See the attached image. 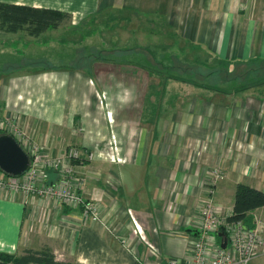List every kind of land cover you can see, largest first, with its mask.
<instances>
[{
    "label": "crops",
    "instance_id": "0c3cea01",
    "mask_svg": "<svg viewBox=\"0 0 264 264\" xmlns=\"http://www.w3.org/2000/svg\"><path fill=\"white\" fill-rule=\"evenodd\" d=\"M0 3L63 11L69 14L73 29L66 33L61 24L40 36H32L27 28L17 32L0 29V55L10 54L11 44L18 40L28 44L23 59L29 50L39 53L40 42L55 44L51 38L62 39L56 44L80 43L81 34L74 31L79 22L91 15L123 12L162 21L175 43L181 41L188 47L189 59L200 60L204 53L203 58L208 56L210 66L216 69L227 63L264 60V0ZM54 52L48 49L45 54ZM68 54L71 58L76 55L74 49ZM3 59L0 126L13 122L52 155L63 153L70 145L94 151L93 161L77 163L75 168L86 180L80 192L98 205L101 220L86 219L80 207L0 190V251L23 253L48 248L57 260L72 264H163L170 258L185 261L197 233L201 200L212 199L220 214L228 217L233 214L238 184L264 191V85L210 92L193 84L186 88L183 83L168 84L167 92L174 94L163 99L160 78L147 95L148 85L141 93L123 83L125 80L116 82L109 74L101 79L97 72L93 79L90 71L71 64L51 67L36 65L30 59L23 64L11 62L10 56ZM138 63L126 65L146 70ZM107 81H111L110 92L103 84ZM191 96L193 99L188 100ZM14 136L19 140L16 133ZM151 155L155 165L158 161L152 183L147 182L149 169L144 164ZM140 162L144 172L140 170L136 180H123V172L128 171L123 165L134 167ZM216 168L221 175L211 185ZM56 175L51 173L49 179L55 180ZM149 186L146 194L144 189ZM146 199L148 204L142 208ZM250 215L254 226L257 221L262 223L264 235V206ZM263 260L264 253L249 264H264Z\"/></svg>",
    "mask_w": 264,
    "mask_h": 264
},
{
    "label": "rangeland",
    "instance_id": "374dc122",
    "mask_svg": "<svg viewBox=\"0 0 264 264\" xmlns=\"http://www.w3.org/2000/svg\"><path fill=\"white\" fill-rule=\"evenodd\" d=\"M126 17V19H125ZM63 28L62 30L66 33L73 30L70 24V21L66 18L62 22ZM79 28V29H78ZM130 30V31H129ZM74 31H78L80 43L75 42H65L66 45L62 44H56L58 42H63L62 39L58 40L57 38H51L55 44L51 45H45L37 44V49L39 53L36 52L35 49L29 50L26 58L30 59V61L36 65H49L51 67L63 64L64 66H76L78 69H85L86 71H90L92 73L93 79L96 77V72L100 73V78L102 79L107 74H109V78H113L116 82H122V80H125L123 83L130 84L133 87H135L137 90H139L141 93L142 91H145L146 86L147 87V95L150 94V86L153 88L155 84H158L159 78L158 75L155 73H152V76L149 75L148 70H143L142 68H136V66L126 65L128 62H139L142 64H148V67H151L154 69V71H158L161 69V65L157 63L156 61H164L166 64L177 65L180 67H186L187 70L186 76H189L193 79V82L197 81L200 83H204L206 87H202L204 89L211 91H219V92H233V90L237 89L238 85H244L248 83H256L257 81H262L264 79V60L258 61L254 63H244L239 66L236 73L227 75L226 71H216V68L213 66H210L212 63L207 56L206 60L203 58L204 53L200 54V60L196 59H189L187 55L186 57L180 56V58L177 60L176 54H179L182 51L183 53H186V48H188L185 44H181L179 41L178 43H175L174 37L170 35L171 30L168 29L167 25H165L162 21L156 20L150 17H143L140 15V17H133L128 16L127 13L123 12H114L112 15H105L102 14L98 17L96 15H91L87 17V20L84 22H79L77 24V29H74ZM128 31L130 33H128ZM78 35V36H79ZM135 37V39L129 38V36ZM128 40V42H127ZM36 45V44H35ZM28 44H25L23 40H18L17 42H13L11 44V50L10 54L5 53L3 55H0V62L3 61V58H11V62H15L18 64L27 63L29 60L23 59L24 58V49L27 48ZM149 47V49H155L157 50L158 54V60H152V57L149 56L147 58L148 61L145 60L144 55V48ZM50 50L51 52H54L55 50L58 51L59 54H52L47 56L45 54L46 50ZM62 49H65V54H62ZM70 49L75 50V57L71 58L68 54V51ZM148 49V48H147ZM159 51V52H158ZM198 52V51H195ZM192 58V56H191ZM202 58V59H201ZM201 60H205L204 66L201 64ZM200 61L199 63H197ZM124 64V65H123ZM97 65V67H96ZM123 65V66H122ZM207 65V67H206ZM94 67V68H93ZM252 67L254 70L248 71V69ZM93 68V70H91ZM97 68L99 70H97ZM120 68L123 69L125 72L123 73L120 71ZM177 67H173L169 70H163V75L165 77H161V85L164 88L165 83L164 79H166L167 84H182L186 88L188 86L187 82H175L171 78H168L167 76L171 74H180L185 72V70L180 71V69ZM100 69H102L100 71ZM108 70V71H107ZM196 73H194L193 71ZM99 71V72H98ZM103 71V72H102ZM122 73L121 75L117 73ZM248 72V73H247ZM89 74V73H88ZM125 74V75H124ZM209 74V75H208ZM237 75H242L239 78L236 77ZM116 76H119L116 77ZM185 76V77H186ZM108 78V79H109ZM234 78L233 80H231ZM163 79V81H162ZM103 84L108 85V88H106L109 92L112 88L111 81H107ZM128 86V85H127ZM196 86V85H195ZM162 88V90H163ZM75 91L78 89V86L75 85L74 87ZM157 89V88H156ZM174 93H167L165 96H161L163 99L168 98L166 96H170ZM155 97V94H152L151 96ZM163 95V94H162ZM204 95V93L202 94ZM211 95V93H209ZM218 95V93L216 94ZM215 95V98H218V96ZM129 95H127L128 97ZM102 98V94L100 95ZM106 97V96H105ZM104 98V96H103ZM188 100H192L193 97ZM223 96L221 95V99ZM180 99V98H179ZM184 99V98H183ZM199 99V98H198ZM220 99V97L218 98ZM104 102L106 99H103ZM138 107L140 105H137ZM121 114V113H120ZM123 116V115H122ZM153 123H151V126ZM2 127V126H0ZM147 128H150L149 126H146ZM4 129H6L9 133L11 132L6 126H3ZM11 134V133H10ZM14 135V133H12ZM144 143V142H143ZM141 145V151L144 148V144ZM197 145H201V143H197ZM196 145V147H197ZM71 147H78V149H83L87 151H92L86 147H79L76 145H70L66 149L69 150ZM94 152V151H93ZM64 153V152H63ZM63 153L57 154L62 155ZM45 154V153H44ZM30 155V154H29ZM52 155V154H51ZM32 157V158H31ZM154 155H151L147 158V163H144L147 165V170L149 169V173H147V182L150 180L152 183V178L154 176V173L157 167L154 164ZM33 159V160H32ZM95 159V152H94V158ZM150 159V160H149ZM159 159V158H158ZM157 159V160H158ZM30 160L34 161V156H30ZM93 160H80L78 158H74L71 160V164L76 165L77 163L80 164H86ZM123 169L128 170L126 172H123L125 174V181L130 182L133 180H136L140 176V170L144 172V165L142 162L137 163L134 167L132 165L125 164L123 165ZM154 166V168H153ZM40 168V166H39ZM217 169V168H216ZM49 176L51 173L57 174L55 180H48V181H58L60 179L59 171L51 168L45 171ZM2 175V173H0ZM76 175H78V172L76 171ZM4 176V175H3ZM76 176V177H77ZM83 176V175H82ZM71 177H75V175L72 174ZM80 177V176H79ZM84 177V176H83ZM74 181V179H72ZM149 182V183H150ZM136 183V181H135ZM151 185V184H150ZM133 186V183H132ZM80 189V188H78ZM151 190L150 186L146 189H144V192L146 194H149V191ZM80 191V190H79ZM132 199V198H131ZM48 200V199H47ZM59 203H63L66 206L68 205L66 202L55 200ZM147 199L145 201V204L142 208L146 207ZM148 204V203H147ZM82 210V208H81ZM100 212V211H99ZM220 238V237H218ZM219 242L221 239H218ZM252 261V260H251ZM250 261V263H251ZM264 263V260H263ZM167 264V263H163Z\"/></svg>",
    "mask_w": 264,
    "mask_h": 264
},
{
    "label": "built area",
    "instance_id": "2783aa9c",
    "mask_svg": "<svg viewBox=\"0 0 264 264\" xmlns=\"http://www.w3.org/2000/svg\"><path fill=\"white\" fill-rule=\"evenodd\" d=\"M5 126L20 137L19 143L28 154L34 156V161L30 160L29 170L21 176H1L0 190L34 194L43 200L64 201L70 206L82 208V215L86 219L101 220L98 205L86 199L79 191L85 184V178L79 173L80 177L77 176L75 165L71 164L74 158L93 160V151L71 147L69 150L65 149L62 155H51L41 144L33 141L27 131L19 129L13 122L7 121ZM51 168L59 171L58 181H48L49 175L45 171ZM72 174L75 177H71ZM220 175L217 169L213 170L211 185ZM208 192L212 193V190L209 189ZM220 213L221 209L212 199L201 200L197 233L188 247L187 259L181 261L178 258H170L167 264H249L264 253L262 223L257 221L251 228L242 220L229 221ZM218 232H224L228 237L226 248L221 246Z\"/></svg>",
    "mask_w": 264,
    "mask_h": 264
},
{
    "label": "trees",
    "instance_id": "16d2710c",
    "mask_svg": "<svg viewBox=\"0 0 264 264\" xmlns=\"http://www.w3.org/2000/svg\"><path fill=\"white\" fill-rule=\"evenodd\" d=\"M66 18H69V14L59 10L0 3V29L9 32H17L20 29L27 28L32 36H40L42 33L48 30L57 28L59 25L62 24V22ZM147 48H144V55L146 56L145 60L148 61L147 58H149V56L152 57V60L155 61L158 60L157 56L159 53H157V50L149 49V47ZM178 52L180 53L176 54V56H178L177 60L180 58V56L186 57L187 60L186 53H183L181 51ZM156 62L162 66L161 69H159L158 71H154V69L151 67L146 68L148 66V64L146 63L142 64L141 62L138 64H140L146 70H148L150 76H152V73L157 74L160 80L161 77H165V75H163V70H169L173 67L179 68L177 65L169 66L170 64H166L164 61L161 62L156 61ZM199 62L200 61H198L197 63ZM203 62L204 61H201L202 66H204ZM241 64L231 65L230 63H227L223 68L216 69V71L217 72L219 70L226 71L227 75H230L236 73L237 69ZM185 68L184 67L179 68L180 71L182 72L183 70H185L184 74L183 73L171 74L167 77L171 78L175 82H187L196 85L198 87H206L203 82L202 83L197 81L193 82V79L191 77L186 76L187 70ZM252 70H254V68L250 67L248 69L249 73ZM193 72L196 73L195 71ZM240 76L242 75L236 74L237 78H239ZM233 79L234 78H232L231 80ZM163 83H165L163 84L165 86L162 92L164 95L168 93L166 89V85H168L166 83V79H164ZM251 85H264V79L262 81H257L256 83L254 82V83L241 85L240 87H237V89L238 90L247 89ZM2 133H9V132L3 127H0V134ZM2 175L4 174L2 173ZM262 206H264V191L240 183L237 185V189L235 193L233 214L228 216L227 218L229 221L242 220L248 227L252 228L254 227V222H253V217L250 215V212ZM0 264H72V263H66L64 261L57 260L55 253L52 250L45 248L40 250L27 249L23 253H10L6 251H0Z\"/></svg>",
    "mask_w": 264,
    "mask_h": 264
},
{
    "label": "water",
    "instance_id": "95a60500",
    "mask_svg": "<svg viewBox=\"0 0 264 264\" xmlns=\"http://www.w3.org/2000/svg\"><path fill=\"white\" fill-rule=\"evenodd\" d=\"M30 168V156L16 137L10 133L0 134V170L5 175L21 176ZM221 246L227 247L228 237L218 232ZM140 264V263H138Z\"/></svg>",
    "mask_w": 264,
    "mask_h": 264
},
{
    "label": "bare ground",
    "instance_id": "6f19581e",
    "mask_svg": "<svg viewBox=\"0 0 264 264\" xmlns=\"http://www.w3.org/2000/svg\"><path fill=\"white\" fill-rule=\"evenodd\" d=\"M17 139V138H16ZM31 156V155H30ZM32 158V157H31ZM33 160V159H32ZM50 182V181H49ZM52 182V181H51Z\"/></svg>",
    "mask_w": 264,
    "mask_h": 264
}]
</instances>
